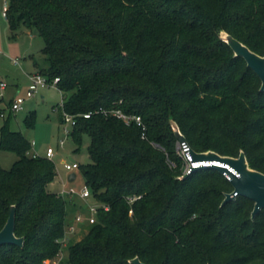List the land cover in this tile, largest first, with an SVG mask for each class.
Wrapping results in <instances>:
<instances>
[{
    "label": "trees",
    "instance_id": "obj_1",
    "mask_svg": "<svg viewBox=\"0 0 264 264\" xmlns=\"http://www.w3.org/2000/svg\"><path fill=\"white\" fill-rule=\"evenodd\" d=\"M6 19L11 30L41 37L46 65L33 63L48 80L58 77L62 105L53 109L61 123L63 112L73 116L75 151L88 136L89 161L78 168L92 199L107 206L78 240L68 239L60 264L264 261V208L251 218L246 196L221 204L232 186L215 168L178 178L169 121L195 151H243L264 172V90L219 37L225 30L263 54L264 0H8ZM10 102L0 106V149L16 159L0 166V228L15 205L14 233L24 240L0 245V264H41L57 256L80 202L48 188L55 165L27 153L28 138L9 127ZM109 108L140 115L145 137L101 112ZM34 118L29 111L23 122Z\"/></svg>",
    "mask_w": 264,
    "mask_h": 264
},
{
    "label": "rangeland",
    "instance_id": "obj_2",
    "mask_svg": "<svg viewBox=\"0 0 264 264\" xmlns=\"http://www.w3.org/2000/svg\"><path fill=\"white\" fill-rule=\"evenodd\" d=\"M4 0H0V79H3L8 86L5 88L6 95L4 102L0 103L1 108H5L10 94L15 88L10 84V80L14 77L19 79V91L22 93L26 86V71L33 69L32 60L35 59L40 67L46 65L40 48L43 45L42 39L34 31L19 27L11 30L6 17L1 14ZM17 58L18 64H12L11 59ZM61 91L56 86H46L39 89L38 94L32 96L25 101L24 109L16 112L9 118V127L13 130L22 132L33 145L30 146L27 153L29 155L45 156L47 146H52L55 153L50 157L57 171L54 182L48 188L54 191L60 184L59 176L62 177L66 188L73 187L76 191L84 185V176L81 169L76 168V178L73 181L67 180V171L62 167V161H77L79 164H86L89 161L87 153V144L89 138L84 135L83 144L78 151L74 148L76 144L71 135L64 138L63 124L59 121V110L53 109L54 105H58L62 99ZM34 112V124L26 126L23 122L24 116L28 112ZM2 120L0 119V122ZM60 138L64 139L62 146H59ZM16 159L15 153L0 149V166L9 168ZM182 173L183 166L181 164ZM78 208L71 210L67 215V221H74V214ZM85 225L76 233H68V239L78 240L85 230ZM65 254L64 248L62 249Z\"/></svg>",
    "mask_w": 264,
    "mask_h": 264
},
{
    "label": "built area",
    "instance_id": "obj_3",
    "mask_svg": "<svg viewBox=\"0 0 264 264\" xmlns=\"http://www.w3.org/2000/svg\"><path fill=\"white\" fill-rule=\"evenodd\" d=\"M8 6V0H4L1 14L6 17V10ZM13 63L18 64V59L14 58L11 59ZM29 82L24 90L23 93H16L14 97L11 99L10 104L8 105L7 110L10 111L12 114H15L16 112H19L20 110L24 109L25 101L32 96L38 94L39 89L46 87V86H56V82L58 81V77H54L52 80H48V78L39 72H34L28 74ZM6 83L4 81H0V100L4 98L5 96V88ZM59 105H62V99L59 103ZM101 112L105 115L111 114L115 116L116 118L120 119L124 124L126 125H136L141 129V137H145V124L141 118L140 115L134 114V113H127L124 112L120 108H109V109H101ZM6 114L5 111L0 112V117H3ZM89 112L83 113V116L88 117ZM62 124L63 131H64V138L65 136L70 134L71 128L73 124L75 123L74 118L71 114H68L66 112L62 113ZM31 146L33 145V142H30ZM64 143V139L60 138L58 141L59 146H62ZM190 147L186 139L184 140L182 138H177L176 140V151L178 153V156L182 160V166H183V172H189L191 169V166H203L209 163H215V164H223L216 160H199V161H192L191 155L188 152L187 148ZM55 153V149L52 146H47L45 150V155L47 158H50ZM63 168L69 173L71 171H74L76 168L79 167V163L73 159L71 161H62ZM225 177L229 180V176L226 173H223ZM76 178V177H75ZM59 195H62L71 202L75 201L77 198L79 199L80 204L78 206V211L74 214V221L67 222L64 235L61 239H59L60 242V249L58 251V254L55 258H44L41 262V264H60V261L62 260L64 253H63V247L66 245V242L68 241V233L73 234L77 231L82 229L83 225H87L89 223H92L95 220L96 213L98 211L99 207H103L104 209H107V206L95 201L92 199L91 192L86 184H84L79 191H76L73 187L66 188L64 185V182H62L61 188L57 192ZM132 200V198H131Z\"/></svg>",
    "mask_w": 264,
    "mask_h": 264
},
{
    "label": "water",
    "instance_id": "obj_4",
    "mask_svg": "<svg viewBox=\"0 0 264 264\" xmlns=\"http://www.w3.org/2000/svg\"><path fill=\"white\" fill-rule=\"evenodd\" d=\"M219 37L230 46L235 56H240L245 60L246 65L250 67L260 79L259 89L264 90V53H256L243 42L231 36L225 30L219 31ZM169 121L175 137H180L184 140L185 137L180 131L177 123L172 118H170ZM187 150L191 155L192 161L216 160L223 164L209 163L203 166H191L189 172L182 173L180 176H178V178H185L190 173L199 168H215L229 176V182L232 186V189L225 193L221 204L228 200L235 199L238 195L246 196L253 201L251 218L260 209L264 208V172L251 168L243 151H240L237 156H229L221 155L213 150L199 152L195 151L191 147H188ZM75 176V171H71L67 174V180L73 181ZM14 224L15 205H11L8 217L3 226L0 228V245L6 243H15L22 246L24 237L15 235ZM129 262L133 264H146L139 260L138 257L130 259ZM256 264H264V261L258 262Z\"/></svg>",
    "mask_w": 264,
    "mask_h": 264
},
{
    "label": "crops",
    "instance_id": "obj_5",
    "mask_svg": "<svg viewBox=\"0 0 264 264\" xmlns=\"http://www.w3.org/2000/svg\"><path fill=\"white\" fill-rule=\"evenodd\" d=\"M11 63H12V64H15V63L12 62V60H11ZM19 64H20V63H19V61H18V65H19ZM32 65H33V66H32L33 69L30 70V71H26V72H25V75H26V86H25V89H26V87H27V85H28V82H29L28 74H30V73H34V72H38L37 69H36V67H35V65H34V63H33V60H32ZM0 81H4V80H3V79H0ZM4 82H5V81H4ZM6 84H7V85H6V87H7V86H8V83H6ZM10 84L13 85V87L15 88V91H14L12 94H10V96H9V98H8V101H9L10 99H12L16 93H20V91H19V79H18L17 77L12 78V79L10 80ZM25 89H24V90H25ZM23 92H24V91H23ZM23 92H22V93H23ZM5 95H6V91H5ZM4 98H5V96H4ZM4 98H3V102L5 101ZM62 167H63V166H62ZM63 169H64V168H63ZM56 173H57V171H56ZM67 174H68V172H67ZM75 177H76V176H75ZM53 182H54V180H53L51 183L48 184V187L51 186ZM59 182H60V184H59V186L54 190L55 192H58V190L61 188V185H62V182H63L61 176H59ZM75 201L77 202V201H79V199H76Z\"/></svg>",
    "mask_w": 264,
    "mask_h": 264
}]
</instances>
